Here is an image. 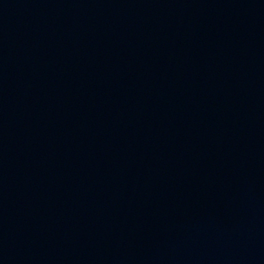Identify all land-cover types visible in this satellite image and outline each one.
<instances>
[{"label":"water","instance_id":"obj_1","mask_svg":"<svg viewBox=\"0 0 264 264\" xmlns=\"http://www.w3.org/2000/svg\"><path fill=\"white\" fill-rule=\"evenodd\" d=\"M0 264H264V0H0Z\"/></svg>","mask_w":264,"mask_h":264}]
</instances>
